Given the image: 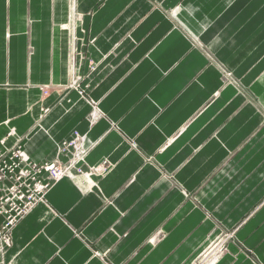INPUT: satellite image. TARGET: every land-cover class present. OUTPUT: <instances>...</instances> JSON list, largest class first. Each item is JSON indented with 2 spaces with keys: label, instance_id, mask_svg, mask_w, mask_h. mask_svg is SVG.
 <instances>
[{
  "label": "crops",
  "instance_id": "crops-1",
  "mask_svg": "<svg viewBox=\"0 0 264 264\" xmlns=\"http://www.w3.org/2000/svg\"><path fill=\"white\" fill-rule=\"evenodd\" d=\"M71 1L0 0V149L82 161L5 263L264 264V0Z\"/></svg>",
  "mask_w": 264,
  "mask_h": 264
},
{
  "label": "built area",
  "instance_id": "built-area-1",
  "mask_svg": "<svg viewBox=\"0 0 264 264\" xmlns=\"http://www.w3.org/2000/svg\"><path fill=\"white\" fill-rule=\"evenodd\" d=\"M80 136L58 146V154L69 157L68 165L55 161L41 164L27 160L14 145L0 149V264L12 246V231L32 209L43 202L48 190L71 173L80 175ZM69 154V155H68Z\"/></svg>",
  "mask_w": 264,
  "mask_h": 264
},
{
  "label": "rangeland",
  "instance_id": "rangeland-1",
  "mask_svg": "<svg viewBox=\"0 0 264 264\" xmlns=\"http://www.w3.org/2000/svg\"><path fill=\"white\" fill-rule=\"evenodd\" d=\"M71 6H72L71 15H75L73 0L71 1ZM194 45L201 50L202 55L207 60V65L215 67V69L217 70L219 74V77H220V80L223 86L234 87V89H236L238 92L239 91L244 92V90L246 91V89H244L242 85L241 79L235 77L232 71H230L226 66H224L219 61H217V59L214 58V56H212L206 48H204L203 46L199 47L197 44H194ZM45 94L46 92H44V95ZM248 96H249L248 97L249 101L255 103L254 97L251 94H248ZM192 198L194 200V197ZM263 206H264V199L253 211H258ZM238 228H234L232 230H223L219 234L216 235L217 236L215 238L216 241L211 242L205 249V250H208L210 248V251H213V254H215L213 255L215 258H212L211 260L218 259L219 258L218 256L221 257L227 251L228 243L236 239V233H237ZM248 255L251 256V253H249Z\"/></svg>",
  "mask_w": 264,
  "mask_h": 264
}]
</instances>
